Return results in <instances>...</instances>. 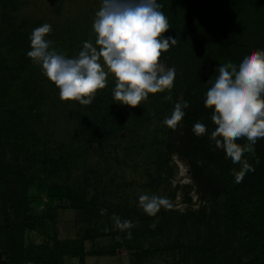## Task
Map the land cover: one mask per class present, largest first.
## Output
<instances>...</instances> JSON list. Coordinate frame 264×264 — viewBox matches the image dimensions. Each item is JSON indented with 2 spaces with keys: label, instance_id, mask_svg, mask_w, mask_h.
Here are the masks:
<instances>
[{
  "label": "rangeland",
  "instance_id": "obj_1",
  "mask_svg": "<svg viewBox=\"0 0 264 264\" xmlns=\"http://www.w3.org/2000/svg\"><path fill=\"white\" fill-rule=\"evenodd\" d=\"M99 7L100 0H0V81L12 84L7 93L0 87V159L11 164L4 178L0 174V192L4 189L7 197L6 201L2 200L0 193V222L6 216L1 208L6 203L10 221L21 223L22 216L14 213V203L23 196L28 212L38 217L34 220L36 229L25 226L23 233L16 235L13 230V235L4 237L13 245L16 242L15 252L11 251V246L4 245V238L0 252L9 251L8 256L16 254L21 258L19 264H35L27 258L34 256L35 250L23 251L30 243L52 247L54 237L80 239L109 231L111 235L97 238L95 247L91 239H85L84 247L86 250L110 248L118 240H131L132 249L123 245L115 252L127 253L129 259L124 256L127 261L108 257L115 264H215L203 255L200 247H214L218 260L231 252L249 259L252 252L248 248L245 253L240 242L243 232L224 223L223 196L213 200L204 198L193 183L187 162L176 152L165 160L166 148L161 141L174 133L162 121L171 111L166 109L145 122H135L138 114H147L145 110L164 109L162 103L155 105L154 97L147 98L148 109L141 108L142 103L133 108L116 101L117 105L111 110L119 111L114 113L117 116L125 115L126 126L103 142L87 144L83 128L89 120L88 107L97 94L105 93L115 82L114 76L109 73L105 87L97 89L91 102L85 105L75 100H61L59 89L45 77L40 65L34 63L36 74H32V80L38 86L40 105L27 111L17 127L11 122L14 120L11 109L20 106L25 109L27 102L21 85L24 81L11 73L12 55L17 49L12 48L16 45H10L14 44V32H23L28 37L27 48L30 49L29 36L33 28L49 23L52 30L47 38L53 42L50 47L72 57L83 41L94 43L96 34L92 22ZM19 53L17 55L22 56ZM17 115L15 120L19 118ZM78 147L86 151L84 158L69 170L61 164L47 179L63 187L72 185V192L79 195V199L74 203L66 195L48 197L38 178L41 174L46 176L41 170L43 155L57 158L62 151ZM20 169L33 180L28 188H23L16 173ZM141 194L163 196L168 203L148 215L139 204ZM203 207L206 208L203 220L197 222L185 216L188 211H199ZM117 217L121 222L130 221L131 225L117 226ZM6 231L1 234L4 236ZM3 258L4 255L1 262ZM104 259L92 257L90 263L102 264ZM64 262L80 264L78 257L69 255L64 256Z\"/></svg>",
  "mask_w": 264,
  "mask_h": 264
},
{
  "label": "trees",
  "instance_id": "obj_2",
  "mask_svg": "<svg viewBox=\"0 0 264 264\" xmlns=\"http://www.w3.org/2000/svg\"><path fill=\"white\" fill-rule=\"evenodd\" d=\"M187 7L193 9L192 29L186 32V37L183 38L181 35V31H184L182 25L170 20V23L174 24L170 34L176 36L175 40L178 47L168 49L163 55L164 59L175 66V78L172 87L164 91L149 93L147 97H154L155 105L164 104V109L157 112H151L150 109V112L145 110L147 114H138L135 122H145L158 115L159 112L164 113L166 109L172 111L178 99L189 102V107L184 109L185 115L177 127L170 129L174 134L170 135L167 140L161 141L166 148L165 160L169 159L172 152H176L180 158L187 162L193 183L204 198L213 200L223 196L224 223L235 231L241 230L243 232V238L240 240L243 244L242 248L244 252L249 248L252 255L249 259H243L244 256L231 252L218 260L214 247L203 249L200 247L198 249L215 264H264V138L257 139L252 151L243 153L242 160L246 162L248 168H244L242 163L233 164L224 149L216 147L214 140L209 139V133L215 125L210 119L212 109L206 108L203 104L204 93L210 86L206 81L210 75L214 78L213 69L218 63L238 62L246 51L264 48V0H187ZM182 18L184 21L189 20L188 14H183ZM12 42L14 44H10L11 46L16 45L12 48L17 49L16 53L14 49L12 55L14 62L11 66V73H15L16 79L24 81L21 85L24 87L23 95L27 99L25 109L21 106L11 109L12 120L14 118L11 122L14 123V127H17L19 122L27 116L25 113L37 109L40 103L37 83L32 80V74H36L34 62L26 55V52L30 50L27 48L28 37L23 32L15 31ZM19 49L20 51H18ZM17 53L22 56H18ZM25 77L27 78L26 81L24 80ZM0 82V87L4 88L7 93L12 84H8L7 81L3 82L2 79ZM114 86L115 82L110 85L109 89H106L105 93L97 94L94 102L88 107V111H90L89 120L83 128L87 144L103 142L118 134L126 126L125 115L117 116L114 113L119 111L111 110V107L118 103L112 97ZM141 103L143 104L141 108H150L147 99ZM16 115L19 117L17 120H15ZM198 120L207 126L206 132L201 135H196L192 131L193 124ZM4 129L9 130L8 127H4ZM237 143L243 145L248 141L241 137ZM85 153L86 151L82 147H78L62 151L57 158L47 154L43 155L41 170L46 176L41 174L38 178H40L42 190L46 192L48 197L63 198L62 196L66 195L74 203L79 199L80 196L72 192V185L67 184L66 187H63L55 182L51 183L47 176L60 169L61 164L67 170L71 169L76 161L84 158ZM84 162L82 163L85 164ZM10 169L11 164L1 158L0 174L6 175ZM16 173L21 178L23 188H28L33 180L21 169L17 170ZM240 173H242V179L237 182L235 176ZM0 193L2 200L6 201L5 190L3 189ZM27 204L25 196L14 203L15 215L22 216L20 224L10 221L7 204H2L1 208H4L6 216L4 215V220L2 219L0 222V249L2 238L8 234L13 235L15 231L16 235L21 234L25 226L36 229L34 220H37L38 217L28 212ZM205 214L206 208L203 207L199 211H188L185 216L198 222L203 220ZM5 229L7 231L3 236L1 233ZM13 230L15 231L13 232ZM108 232L87 235L80 239L54 237L52 247L43 243L38 245L30 243L25 250L21 249L23 251H28L30 248L35 250L34 256L28 255L27 257L34 260L35 264H65L64 256L67 255L78 257L80 264H85L87 254H115L117 248L123 245L128 249L133 248L131 240L121 242L122 239L114 242L110 248L85 249V239H91L95 247L97 238L111 235ZM212 235L214 238L215 232ZM9 241L4 238V245L6 247L11 246V251L15 252L16 242L13 245ZM144 251L147 252L148 250ZM8 253L9 251L0 252V258L4 255V262L0 261V264H19L21 258L17 257L16 254L8 256ZM135 253L139 255L138 252ZM228 255L231 257L229 258Z\"/></svg>",
  "mask_w": 264,
  "mask_h": 264
},
{
  "label": "clouds",
  "instance_id": "obj_3",
  "mask_svg": "<svg viewBox=\"0 0 264 264\" xmlns=\"http://www.w3.org/2000/svg\"><path fill=\"white\" fill-rule=\"evenodd\" d=\"M161 8L158 0H100L92 22L94 43L83 41L78 53L69 57L50 47L53 42L47 34L52 26L43 23L31 31L26 55L59 89L61 100L89 104L111 73L115 78L113 100L134 108L149 93L170 89L175 78V69L160 59L176 43L175 37L166 34L169 22ZM213 72L203 99L204 106L212 109L210 119L215 125L209 139L224 149L233 164L248 168L243 153L252 151L257 139L264 138V48L246 51L238 62L218 63ZM188 107L187 100L178 99L162 123L175 129ZM206 130L199 120L192 126L196 135ZM241 137L248 143H237ZM235 179L239 182L242 173ZM138 201L148 214L168 203L166 197L156 194H141ZM116 224L127 227L131 222L117 217Z\"/></svg>",
  "mask_w": 264,
  "mask_h": 264
},
{
  "label": "flooded vegetation",
  "instance_id": "obj_4",
  "mask_svg": "<svg viewBox=\"0 0 264 264\" xmlns=\"http://www.w3.org/2000/svg\"><path fill=\"white\" fill-rule=\"evenodd\" d=\"M158 2L162 5L161 11H163L165 16L168 18L169 29L167 30L166 34H170L171 30L174 28V24L170 23V20L171 22L173 20L175 23H179L182 25L184 31H181V35L183 36V38H185V33L191 30L193 25V9L192 7H187V0H158ZM183 14H188V21L182 20L184 19L182 18ZM173 37L176 38V36ZM177 47L178 45L176 41V43L174 45H171L168 49H176ZM166 51H163L161 54V62L162 64L171 66L175 69V66L172 63H170L167 59H164L163 55Z\"/></svg>",
  "mask_w": 264,
  "mask_h": 264
},
{
  "label": "crops",
  "instance_id": "obj_5",
  "mask_svg": "<svg viewBox=\"0 0 264 264\" xmlns=\"http://www.w3.org/2000/svg\"><path fill=\"white\" fill-rule=\"evenodd\" d=\"M124 256H128V254L126 253V255H120V253H115V254H100V255H94V254H87L86 257H85V264H91L90 263V260L91 258L93 257H105L104 260H106L104 263L102 264H115L114 262L112 261H109L108 257H116V259H120L121 261H124L126 260L127 261V258L124 257ZM88 258V259H86ZM128 259H129V256H128ZM89 262V263H88ZM120 264V263H119Z\"/></svg>",
  "mask_w": 264,
  "mask_h": 264
}]
</instances>
